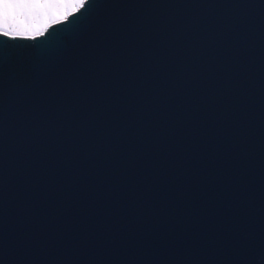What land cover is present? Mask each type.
Wrapping results in <instances>:
<instances>
[{
  "label": "water",
  "instance_id": "obj_1",
  "mask_svg": "<svg viewBox=\"0 0 264 264\" xmlns=\"http://www.w3.org/2000/svg\"><path fill=\"white\" fill-rule=\"evenodd\" d=\"M70 13L0 29V264H264V0Z\"/></svg>",
  "mask_w": 264,
  "mask_h": 264
},
{
  "label": "rangeland",
  "instance_id": "obj_2",
  "mask_svg": "<svg viewBox=\"0 0 264 264\" xmlns=\"http://www.w3.org/2000/svg\"><path fill=\"white\" fill-rule=\"evenodd\" d=\"M77 6H79L78 0H65V3L59 6L19 17L5 31L12 34L20 32L27 35H34L41 31V29L47 27V24L52 23V21H57L65 17L70 11L77 8Z\"/></svg>",
  "mask_w": 264,
  "mask_h": 264
},
{
  "label": "snow or ice",
  "instance_id": "obj_3",
  "mask_svg": "<svg viewBox=\"0 0 264 264\" xmlns=\"http://www.w3.org/2000/svg\"><path fill=\"white\" fill-rule=\"evenodd\" d=\"M88 2L89 0H78L79 7L74 9V12L83 9ZM63 3L65 0H0V29L10 22H16L21 16L37 13ZM72 14L69 13V15ZM4 35L7 36L9 33L4 32Z\"/></svg>",
  "mask_w": 264,
  "mask_h": 264
}]
</instances>
